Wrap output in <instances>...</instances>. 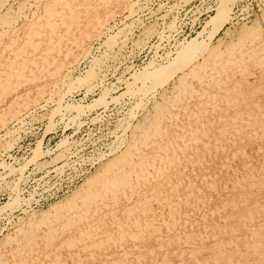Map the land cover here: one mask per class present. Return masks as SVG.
<instances>
[{
	"label": "rangeland",
	"instance_id": "obj_1",
	"mask_svg": "<svg viewBox=\"0 0 264 264\" xmlns=\"http://www.w3.org/2000/svg\"><path fill=\"white\" fill-rule=\"evenodd\" d=\"M47 1L0 0L1 60L10 52L5 51L7 43L28 40L27 30L36 21L45 20L44 3ZM223 2L94 1L95 8L86 6L78 11L82 15L78 26L72 25L71 21L60 27L61 41L48 42L49 37L44 36L42 46L34 56L45 46L52 47L47 60L27 66L21 76L12 79L14 87H10L7 94H0V255L6 258L3 264L14 261L10 253L18 248L30 251V264H49L54 257L51 247L75 233V228L63 231L61 222L64 224L65 219L60 221L59 218L56 222L50 217L43 223L40 217L53 211L55 205L64 204L101 174L106 164L126 149L133 133L139 129L136 128H142L152 119L156 105L167 97H175V84L184 70H172L173 74H168L169 78L162 84L139 76L145 71L167 67L176 60L178 50L183 46L195 41L196 50L201 54L187 52V56L193 54L188 70L202 62L210 52L221 55L226 62L232 51L233 58L244 62L236 73H232L236 80H245L237 92L264 104V0L228 1L218 28L213 20L217 12L223 10ZM5 16L8 18L3 24L1 20ZM97 17L103 21L99 28ZM19 106H23L21 111H18ZM172 110L183 114L176 107ZM3 115H6L4 121L1 120ZM180 117L182 123L186 117ZM249 123L245 119L235 123V126H242V132H238V138L242 139L240 144L235 136L232 141H227L224 149L210 155L208 152L193 155L195 151H190L184 153L185 157L194 160L207 157L210 159L207 169L211 167L218 171L221 159L229 157L231 161L239 147L253 143L246 138L251 130ZM218 129L216 126L212 134L217 135ZM229 132L236 133L233 129ZM223 141L225 139L220 143ZM245 150L249 151L248 148ZM244 156H237L243 157L239 162ZM156 164L150 168L153 174L159 172L160 163ZM181 165H187V161H182ZM165 175L152 177L151 181L155 180V183H151L154 186L164 183ZM219 179L220 183L228 181L225 176H219ZM144 185L140 187L142 193L134 195L131 202L147 200L159 213L160 204L154 199L153 190ZM141 203L137 204L136 213L144 215L145 207ZM124 207L120 205L119 210ZM46 221L53 223V227ZM103 235L96 237L98 241ZM163 236L174 237L175 232ZM97 239L100 247L92 245L94 248L91 246L82 251L78 246H61L58 252L76 254L64 256L69 264H135L140 251L147 253L144 246H158V242H137L134 238H128L124 246H112ZM127 249L131 251L128 255ZM162 253L156 248V255H151L155 261H147V264H157ZM168 256L173 257L171 253Z\"/></svg>",
	"mask_w": 264,
	"mask_h": 264
},
{
	"label": "bare ground",
	"instance_id": "obj_2",
	"mask_svg": "<svg viewBox=\"0 0 264 264\" xmlns=\"http://www.w3.org/2000/svg\"><path fill=\"white\" fill-rule=\"evenodd\" d=\"M94 1L102 0L45 2L47 16L27 30L28 40H15L5 46L7 49L4 50L10 52L2 60L0 57V94L5 95L10 87H14L11 85L12 79L21 76L27 66L47 60L52 47L45 46L34 56V52L41 48L46 34L48 42L56 39L61 41L63 36L60 27L71 21L72 25L78 26L82 19L78 11L86 6L95 8ZM223 1V10L218 9V15L213 20L214 26L225 16L226 3L232 0ZM7 18L3 17L1 23L7 21ZM96 19L99 28L103 21L100 17ZM194 43L178 50L176 60L167 67L137 75L162 84L172 70H184L175 84V97H167L156 105L152 119L147 120L142 128H136L139 129L133 133V139L126 149L106 164L101 174L75 192L64 204L55 205L53 211L49 210L40 217L42 221L50 217L54 218L53 221L56 219V222L59 218L60 221L65 219L64 224L61 222L64 232L76 229L63 242L60 239L62 244L60 242L51 247L54 257L49 264H69L68 258L64 256L73 253L64 255L58 252L61 246H78L86 251L92 245H97L95 239L101 234L104 235L97 241L105 240V244L112 246H124L128 238H134L137 242H158L156 248L163 255L157 264H264V104L261 100L237 92L245 80H236L232 73H236L244 62L233 58L232 51L226 62L216 52H207L209 54L204 56L202 62L192 65L193 68L188 70L192 55H201ZM188 51L193 54L187 56ZM21 107L18 111H21ZM173 107L182 110L183 114L180 111L174 112ZM183 115L186 118L181 123L179 119ZM5 116H2V121L6 119ZM243 119L250 121L251 130H247L246 138L253 143L248 142L247 146L239 147L231 161L229 157L221 159L218 171L211 167L207 169L210 162L207 157L198 160L185 157L184 153L190 151H195L193 155L206 152L210 155L220 148L224 149L227 141H232L235 136L237 144H240L242 139L238 138V132H242V126H235V123ZM216 126L219 128L218 134L214 135L212 133ZM229 129L236 133H230ZM222 139L225 141L220 143ZM237 156H244V159L239 162L243 157ZM184 160L187 165H181ZM157 162L160 163L157 167L159 172L153 174L150 168L156 166ZM162 173H166L164 183L154 186L152 183L155 180L152 182V177ZM219 176L227 177L228 181L220 183ZM143 184L153 190L154 199L160 204L159 213L149 205L150 202L141 200L142 197L131 202L134 195L139 196ZM140 202L142 206L144 204L145 216L136 213ZM120 205L125 207L119 210ZM49 221L46 222L53 227ZM170 232H175V236H163ZM144 247L147 253L140 251L135 264L155 261L153 256L156 248ZM29 252L20 248L12 251L10 254L14 261L8 259V264H30ZM125 253L128 255L131 251L127 249ZM170 253L172 258L168 256ZM5 259L0 255V264L5 263Z\"/></svg>",
	"mask_w": 264,
	"mask_h": 264
}]
</instances>
